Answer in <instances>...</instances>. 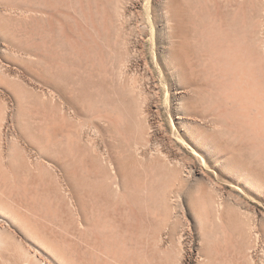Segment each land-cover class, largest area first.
<instances>
[{"label": "bare ground", "instance_id": "6f19581e", "mask_svg": "<svg viewBox=\"0 0 264 264\" xmlns=\"http://www.w3.org/2000/svg\"><path fill=\"white\" fill-rule=\"evenodd\" d=\"M8 1H0V35L12 38L11 13L28 10ZM121 2L116 0L117 9ZM41 7L39 20L50 5L45 0ZM123 13L115 15L117 28L125 26ZM165 15L173 49L165 73L179 76L189 95L166 106L170 133L149 117L141 87L122 89L120 68L110 71L117 83L99 98L101 107L97 95L75 101L54 81L45 100L25 98L0 77L2 86L15 89L20 135L40 152L56 153L55 159L26 157L14 133L5 146L8 112L0 107V264H187L192 248L185 250L182 239L193 231L201 244L196 264H264V0H168ZM57 71L53 76L64 80ZM87 114L90 121L86 116L78 131L75 120ZM24 116L40 118L37 133ZM206 126L212 134H204ZM156 133L176 153L187 148L197 165L180 166L159 143L147 147ZM194 174L205 186L185 205L184 182Z\"/></svg>", "mask_w": 264, "mask_h": 264}, {"label": "rangeland", "instance_id": "374dc122", "mask_svg": "<svg viewBox=\"0 0 264 264\" xmlns=\"http://www.w3.org/2000/svg\"><path fill=\"white\" fill-rule=\"evenodd\" d=\"M9 1H8V3H9ZM11 1H12V3H11ZM11 1H10L11 5L14 3L13 4L14 6L15 5L18 6V7L16 6L17 9L21 8V9L28 10L27 12L29 13V15L27 16V12L23 13L26 15V18L22 17L23 16L22 13H21L22 15H19V13L17 15L16 12H13L15 14L11 13L13 15L12 17L10 15H8V16H10L9 17L10 22L8 20L9 30H10V33L13 32L12 38H11V35H9V33L7 35L10 37V39H9V37L5 38L6 36L3 37L4 35L2 36V34L0 35L1 36L0 37V77L1 76L3 77L2 79L5 81V83L8 82L7 83L8 85L13 86V88L15 87V89L20 93L21 96H22V94L24 96L30 94V96H32L33 98L36 97V98H40V99L42 98V100H45V98H46L45 93L48 91H53L54 87H52V86H53V81H54L55 83L57 82L56 84H58L60 87H62L63 89H66V91L70 94V98L73 95L72 96L73 98H71L72 100L78 101L79 98H83L85 96H88L89 92L93 96H95V98L98 96L97 97L99 100L98 105L101 107L102 102H100V99L102 100L104 97H106L105 96L106 95V89L107 90L111 89V88L115 89V85L117 83V80H116L117 77L115 76L116 74H114V73L116 70H118L120 68V69L125 71V75L123 77V80L121 81L122 89H124V90L130 89L129 86L131 85V83H132L131 87H133V85H134V87H135L134 89H136V90L141 87L140 89L142 90L143 94H146V96L144 95L146 98V100L144 98V101H145L144 105L145 104L147 105V106L146 105L145 106L147 109L146 111H148L150 113L149 114L147 112L149 117L150 118L157 117L159 119V121L165 126L166 132H168V133L171 132L172 128L169 127L170 126V120H169L170 117H169V113L167 112L168 110L166 111V108L171 103H172L171 105L174 107L179 105V103L181 104V102L184 103V101H186V99L188 98L187 96H189V95H187L186 92L183 93V87H181L182 83H180L181 85L178 84L180 81L179 76H176V75L170 76L169 74L165 73V71H166L165 63L170 59V57H169L170 53L169 52H171L170 49H172L170 47V45L168 44V39H167V36H168L167 30L168 29L165 25L166 24L165 23L166 22L165 21L166 20L165 19L166 18L165 8H166V3L168 2V0H127V1L122 0V2H121L122 6L120 4V6H118V9L115 6L116 0H114L115 2H111V0H92V1L91 0H47L49 5H50V9H48L47 15H42V17H40L43 21L41 19L39 20V16H41L40 15L41 14L40 11L42 10L41 6L45 0H16V1L11 0ZM120 1L121 0H119V3H120ZM34 3L37 4V7H33V6H36V5H33ZM112 3H115L114 6ZM100 7H101V9L103 8L102 11H101ZM109 9H110V11H108ZM120 10L125 12V13H123V16L121 17V21L123 20L122 24L125 26H122V28L121 27L117 28L119 26H117L118 20H117L116 16H118V15H116V14ZM33 12H34V14H33ZM114 12H115V14H113ZM8 14H10V13H8ZM38 14H39V16H37ZM58 14H61V15H58ZM2 15L4 16V17L2 16V18H5V14L2 13ZM44 17L46 18V20ZM100 17H102V18L100 19ZM0 18H1V14H0ZM13 18L15 20H13ZM108 18L110 21L108 20ZM22 19H23V21H22ZM54 19L58 22H56ZM16 21H18V22H16ZM115 21H116V24H115ZM55 24H56V26H55ZM110 25H111V27H110ZM115 27H116V29H115ZM105 29L107 32L105 31ZM118 29H120V30H118ZM105 32H106V34H105ZM124 32L126 33V35ZM129 35H131V36L129 37ZM139 35H141V36H139ZM114 36L116 38H114ZM15 38H17V39H15ZM18 43H20V44H18ZM67 44H69L68 47H67ZM119 44L121 47L118 49ZM75 46H77V47H75ZM27 47H28V50L26 49ZM124 50H126V51H124ZM27 51H29V52H27ZM118 54H119V56H118ZM125 54H126V56H124ZM44 55H45V57H43ZM121 56H123V57H121ZM113 57H116V58L113 59ZM14 58H16V59H14ZM42 60L44 62H42ZM143 60H145V61H143ZM33 61H35V62H33ZM90 62H92V63H90ZM121 63L123 64L124 69H123V67H120L122 65L118 66ZM100 64H101V66H100ZM24 65L27 67L26 69H24ZM114 65H115V67H114ZM47 66H49V68H47ZM87 66H89L90 68ZM126 67H128V68H126ZM85 68H86V70H84ZM33 70H35V71H33ZM57 70H59V73H62V77L64 78V80L66 79V81L59 80L57 78L60 81L58 83L56 77L53 76V75H55V74H53V72L54 71L56 72ZM95 70H96V73H95ZM113 70H114V73H113L114 76L110 72V71L113 72ZM80 71H82L81 73H83V72L84 73L81 75ZM87 71L88 72L90 71V73H91L90 76L88 75ZM103 72H104V77L101 76L103 74ZM37 73H39V74H37ZM57 73H58V71H57ZM116 73H117V71H116ZM92 74L95 76H93ZM96 74H97V76H96ZM42 76H44V77H42ZM99 77H100L101 82L99 81ZM111 77L114 81V85H111L109 82L111 80ZM101 78H104L106 80H103ZM114 78H116V79L114 80ZM18 79L20 81L19 86L17 84ZM39 79H42V80H39ZM83 80H86V81H83ZM92 80H93V82H92ZM14 81H16L17 83L15 84ZM104 81H106V82H104ZM133 81L135 84L133 83ZM23 82H24V84H23ZM46 82H48L50 84L48 85V83L46 84ZM88 82L89 83L91 82V83L89 84ZM103 84H105L107 87ZM85 86H88V87H85ZM92 86H94V87H92ZM22 87L24 89H22ZM90 88L91 89L94 88V89H92V92H91ZM15 89H13V90H15ZM27 89H29V90H27ZM103 89H105V90H103ZM166 89L169 90L167 100L165 99L166 98L165 97L166 96V92H165ZM170 89H171V91H170ZM13 90L12 89L9 90V88H7L6 86H2L0 84V101H1L0 107H1V109L3 108L2 110L6 109V113L8 112V114H7V117H8L7 125H9V126H7L6 132L4 134V137L6 136L5 139H7L5 141V146H8V141L10 140V137L15 134L14 135L15 138L19 139V142H18L19 145H17V143L15 144L16 148L18 147V149H17V150H19L18 152H20V150L23 152L25 151L24 155L26 154V157L30 156L31 158H33V157H38V155L39 156L42 155V158H48L49 157L48 159H52V158H50V156L51 157L53 156V158H54V155L56 153L55 154L51 153V154H54V155H51L49 153L46 154L45 151L40 152L35 143L27 142L20 135L18 127L16 126L17 125L16 123H18L19 121L16 120L17 119L16 118L17 117L16 116V113H17L16 108L17 107H16L15 96L13 94V92H14ZM88 90H90V91H88ZM185 96L187 98H185ZM26 97L27 96H25V98ZM181 98H183V99L185 98V100L183 101V99H182V101H181ZM169 100H171V102ZM45 104L48 106L49 103L46 102ZM39 107H41V105H39ZM157 109L159 110V114L155 113L157 111ZM178 114H180V111ZM86 116L88 117V120L90 121L91 117L88 114L83 115L82 118H80L81 120L80 119L75 120V121H77L76 126H77L78 131L81 130V128L85 124L88 123V121H86V119H87ZM24 117L25 118L22 119V122L25 123L26 126L29 127V129H31L32 125H33L32 128H34V127H37L41 124V120L39 117H36V118L31 117V116H24ZM175 119H177V117L173 116V121H172L173 123L174 122L176 123L177 120H175ZM36 121H38V122H36ZM207 127L208 126H206V128L203 129V130H205L204 134L205 135L212 134V132H211L212 130H210L209 127L208 128ZM207 129H209V132ZM33 131H32L33 133H37L38 130L36 128H34ZM12 133H14V134H12ZM14 136H12L11 138H13ZM58 137L60 138V136H58ZM98 143H100L99 146L102 145L100 140H98ZM154 143H155V145H157V143H159L158 146H160L164 150L169 151V154H171V156H174L179 161L180 166L182 164L184 165L185 162H191L193 160L195 161L196 165L198 163L196 160V157L194 158V155L189 153V150H187V148H185L183 146L181 148V151H179L177 153L174 152L173 150H171L168 147V144L166 143V141H163V139L159 133H156L155 135L151 136V141H150V143H148L147 147L150 146L151 144H154ZM33 144H35L36 146ZM177 145H180L179 142ZM6 150L8 151L7 147H6ZM23 152H20V153H23ZM172 153H175V154H172ZM55 158H56V156H55ZM183 174L182 175L184 177H185V175H187V174H185V172H183ZM193 176L191 177V179H187L184 182L185 188L183 191L184 193L182 192V201L185 205L188 202L190 203V200L188 198L189 195L194 194L196 192V190L200 189L201 187L204 188L203 185L205 186V184H202L203 183V181H201L202 178H199L201 176H199L197 174H194ZM192 178L194 180H192ZM223 179H225V178L221 177L219 181H221V183L224 185L226 190H230L232 185ZM200 182H202V183H200ZM45 186H47V185H45ZM186 188H187V190H186ZM193 190H195V191H193ZM195 194H197V192ZM189 197L191 199V196H189ZM247 200H249V203H251V204L256 203V202L254 203V201L249 199V198ZM68 218H69V216H68V214H66L64 219L69 222L70 219H68ZM184 236H186V237H185V239H182L183 247L185 250H187L191 247L192 248L191 249V252H192L191 255L194 256V257L189 256L190 259L188 258L189 260H187V264H194V263L196 264V262H195L196 256L195 255L198 253V251H200V246H201L200 237L194 231L191 233V235H188V236L186 233H184ZM189 240H190V242H189Z\"/></svg>", "mask_w": 264, "mask_h": 264}]
</instances>
